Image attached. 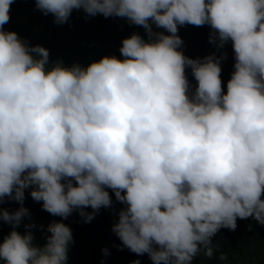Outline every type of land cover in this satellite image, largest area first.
<instances>
[{"label": "clouds", "instance_id": "1", "mask_svg": "<svg viewBox=\"0 0 264 264\" xmlns=\"http://www.w3.org/2000/svg\"><path fill=\"white\" fill-rule=\"evenodd\" d=\"M30 1L58 25L117 17L122 59L50 64L0 0V264H67L90 225L88 264H227L237 219L264 226V0ZM185 25L231 42L226 94V54L185 56Z\"/></svg>", "mask_w": 264, "mask_h": 264}, {"label": "trees", "instance_id": "2", "mask_svg": "<svg viewBox=\"0 0 264 264\" xmlns=\"http://www.w3.org/2000/svg\"><path fill=\"white\" fill-rule=\"evenodd\" d=\"M10 21L3 26L5 31L15 32L19 38L28 42L30 46L39 45L49 51L50 64L60 60L65 67H71L73 62L87 61L88 65L92 62H98L102 57L115 56L122 59L119 48L116 45L118 37L124 28L118 24L112 23L117 17L105 18V21H99L94 17L87 16L82 10H73L68 22L64 24L53 23L54 17L49 14L43 15L36 9L33 1L15 0L11 4ZM133 33L139 34L147 40L145 30L133 25ZM154 31H164L156 29ZM211 29L205 25L196 27L185 25L179 27L178 35L183 41V47L180 51L190 59L204 58L205 56L215 53L220 56L221 53L226 54V59L221 61V81L224 93L227 92V82L231 78L234 71V52L231 42L218 49L216 44L209 43ZM168 35L167 32H164ZM187 79L192 85L194 91L196 81L191 75V70H186ZM109 191L112 200H115L114 194ZM30 188L26 189L24 194L30 196ZM31 198V197H30ZM263 198V197H262ZM32 203V199H29ZM92 212L91 208H85ZM105 209L101 208L95 215ZM105 219V216H99ZM236 233L229 237L227 243L223 246L227 257V264H243L244 254H264V226L258 224L252 218L246 220L237 219ZM24 225L21 226L22 234L25 233ZM87 230L90 237L103 238L104 233L97 232L90 225L86 229L77 232V241L74 246L69 248L67 264H88L85 259L81 258V254H91L86 250L85 245L81 244L82 232ZM234 232V231H229ZM248 234L247 238H241V235ZM257 235H261L257 238ZM238 238V239H237ZM206 264H218L212 259H206ZM223 264V263H220Z\"/></svg>", "mask_w": 264, "mask_h": 264}]
</instances>
